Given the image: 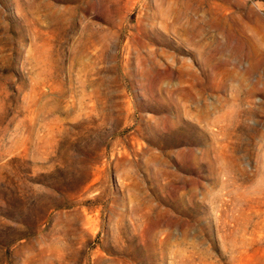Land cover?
<instances>
[{"label":"rangeland","instance_id":"rangeland-1","mask_svg":"<svg viewBox=\"0 0 264 264\" xmlns=\"http://www.w3.org/2000/svg\"><path fill=\"white\" fill-rule=\"evenodd\" d=\"M0 264H264V0H0Z\"/></svg>","mask_w":264,"mask_h":264}]
</instances>
